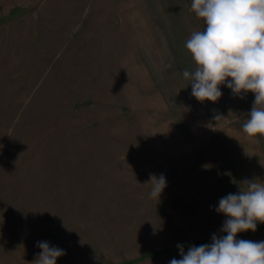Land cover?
I'll return each instance as SVG.
<instances>
[{"label": "rangeland", "instance_id": "rangeland-1", "mask_svg": "<svg viewBox=\"0 0 264 264\" xmlns=\"http://www.w3.org/2000/svg\"><path fill=\"white\" fill-rule=\"evenodd\" d=\"M191 2L0 0V264L40 241L56 264H169L222 234L221 197L264 181L255 94L200 102L182 75L205 27Z\"/></svg>", "mask_w": 264, "mask_h": 264}, {"label": "clouds", "instance_id": "clouds-1", "mask_svg": "<svg viewBox=\"0 0 264 264\" xmlns=\"http://www.w3.org/2000/svg\"><path fill=\"white\" fill-rule=\"evenodd\" d=\"M190 11L205 22L204 29L192 32L184 45L196 65L182 73L191 95L200 102H216L222 96L221 85L240 98L254 93L243 131L264 138V0H192ZM256 181L245 179L239 192L219 199L215 210L226 217L221 235L213 234L211 243L190 246L187 252L177 245L181 258L169 264H264V241L236 238L240 232H255L257 221L264 223V181ZM148 183L151 198L159 200L165 176L153 175ZM37 247L41 251L31 264H56L66 254L47 241L37 242Z\"/></svg>", "mask_w": 264, "mask_h": 264}]
</instances>
